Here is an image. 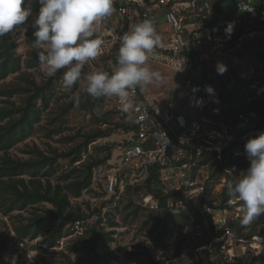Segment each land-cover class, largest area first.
Instances as JSON below:
<instances>
[{
    "label": "trees",
    "instance_id": "16d2710c",
    "mask_svg": "<svg viewBox=\"0 0 264 264\" xmlns=\"http://www.w3.org/2000/svg\"><path fill=\"white\" fill-rule=\"evenodd\" d=\"M199 1L203 3L205 0ZM241 1L243 0H216V13L209 18L204 26H214L222 21L231 20ZM30 2L34 13L39 8L38 0H30ZM252 4L257 8L262 7L259 0H254ZM241 15L250 17V13L246 10H242ZM32 18L33 16L29 18V21ZM255 29L264 31V19L259 21ZM33 31L31 29L29 33L32 37H34ZM244 32L245 30L240 29L236 37L241 36ZM18 46L12 32L0 37V82L6 83L4 86H0L2 103L0 107V212L8 219H12L14 223L13 230L19 239L42 237L43 244L48 248L58 247L63 238L75 233L77 225L83 227L89 219L98 216L97 221L91 226L90 234L85 232L79 235L70 245V252L84 251L89 256L87 264H115L118 255L109 248L110 241L114 240L113 236L116 229H107L105 226L108 225H103L104 219L98 215L102 207L93 209L92 205L88 204L87 209H83L81 205H73L74 198L82 197L84 192L94 185L96 170L110 164L113 156L111 147L109 145H96V142L101 138L109 137L113 129L98 126L83 133L77 132L75 135H65L66 121L64 116L68 112L72 109L95 110L99 98L84 93L79 96L81 98L79 107L74 105L75 98L61 105V112L52 117L51 120L56 124L55 127L46 133L48 138L52 135H59V139L65 141L66 144L80 138L76 144L68 149H60L51 141H47L46 147H41L35 143L30 148L23 150L27 156L21 157L13 154L12 150L15 147L35 135L38 124L44 119L45 112L49 111L54 100L58 101V87L63 83V73L65 71V69H61L56 76L47 77L39 83L32 72L29 71L32 68H38L42 64L36 51L33 49V56L24 62L22 56L18 54ZM118 48L119 46H116L111 49V51H114L113 55L102 57L105 64L96 71H107L106 66L109 64V59L116 64ZM227 64L232 68V61ZM250 64L254 68L264 71V42L259 41L257 47L249 55ZM11 75H15V79L6 82ZM213 77L214 74L211 71L212 88ZM236 78H238L237 73ZM256 78L248 80V82L253 83L258 80ZM259 81L264 83V76H261ZM77 88L78 83L74 85L72 93ZM63 95L67 94L63 93ZM253 95L255 94L253 93ZM70 96L67 95V97ZM16 97L22 98V101H16ZM103 98L101 97V99ZM247 99V93L239 91L233 95L230 108L226 113L231 114L234 110V117L237 122L239 117L236 113L252 114L254 112L256 116H252L251 121L245 127L234 131L236 138L224 149L222 159H218L215 152H208L201 161L202 165H207L210 168L211 177L209 181H206V195L208 196L213 192L215 185L221 183L222 179L229 174V170L233 168H237L240 172L247 170L250 162L244 151L245 143L249 138L264 132V92L259 96H255L250 102ZM115 111L116 109L113 110V112ZM106 114L99 116L98 121L108 124L110 119L106 117ZM117 128L129 132L135 127L131 122L119 120ZM93 146L97 149L96 152L90 151L94 149ZM102 152L105 153L102 154ZM238 152L242 154H237ZM146 185V188L157 199H161L162 208L159 210H151L137 204L133 198L132 184L127 185V191L120 196L121 198L114 195L103 201V204L113 201L119 202V204L125 203V209L129 211L125 218L126 221L130 215L136 218L141 212H145L148 219L145 220L144 226H151L150 234L153 235L155 246L164 250L169 247L170 239L175 236V227L171 225V222L179 214L181 217L180 225L187 227V233L177 242L178 247L174 254V257L180 256L185 245L189 242V231H197V227L203 223V213L192 205L188 210L169 209L165 207L166 195L161 193V186L156 182L151 183V181H148ZM226 185L220 203L215 204V200L212 199L208 201L209 204L216 208H223L229 204L230 198L227 195ZM210 216L212 215L210 214ZM239 221L240 219L233 217L229 222L239 236L251 239L255 234L260 233L264 237V216L254 221L252 230L245 234L241 232ZM117 226L119 225L115 219L109 223L110 228ZM212 230L215 234L214 224H212L209 231ZM12 236H10V242L18 249V244ZM6 243L7 241L0 249V264H5L4 255L7 253V246L9 245V243ZM209 243V239H201L194 242V248ZM13 245L10 249L12 251L17 250ZM62 254L67 258L69 264H77L73 262L70 254L64 252ZM145 254L148 259L146 264L168 263L167 258L161 256L157 259L149 250L130 252L132 257L144 256ZM251 264H264V255L254 257Z\"/></svg>",
    "mask_w": 264,
    "mask_h": 264
},
{
    "label": "rangeland",
    "instance_id": "374dc122",
    "mask_svg": "<svg viewBox=\"0 0 264 264\" xmlns=\"http://www.w3.org/2000/svg\"><path fill=\"white\" fill-rule=\"evenodd\" d=\"M125 1V0H122ZM148 2V0H146ZM253 0H243L239 4L242 8H245L246 11L250 13V17L247 15L242 16L241 13L238 15V10L235 12L233 18L230 20L234 22V27H238V32L240 29L245 30L242 36L244 38L241 40V45L238 47V50L233 52L232 68L228 66V60L223 59V62H219L226 66V71L223 74L217 72V65H212L211 68L213 77V94H208L203 91H197L194 89L189 92H184V79L181 74L176 71L172 66L166 65L164 63L156 62L150 60V66L161 72L162 81L158 84L149 85L147 88L141 89L143 93L147 95H168L173 97L178 101L184 109L188 116L197 117L198 112L205 118L212 119L214 121L228 122L231 125L232 131H234V122L236 119L234 117V110L231 114L226 113L229 110L233 95L237 94L239 91L246 92L248 95V102L253 100L256 95H260L264 92V83H260V77L264 76V71L262 69H256L250 64L249 65V55L257 47L259 41L264 42V31L256 30L255 27L259 24L260 20L264 19V0H259L262 7L259 9L251 2ZM216 0H205L202 3L199 0H172L173 6H176L180 13L184 16L186 22H195L197 25L203 27L204 24L209 20L210 17L214 16L216 13L215 7ZM166 8V7H164ZM254 11V12H253ZM36 12L33 13V18L35 17ZM254 15V16H253ZM207 20H206V19ZM31 19V20H32ZM29 21V23L31 22ZM225 23L222 21L221 24ZM164 25L167 24L162 21ZM188 24V23H187ZM31 27H20L12 31L14 38L18 42V54L22 56L23 61L29 60L33 56L32 43L34 37L29 33L31 32ZM238 32L236 35H238ZM167 34V33H164ZM168 36V35H167ZM114 51L102 50L101 54L93 61H89L84 67V73L94 72L100 67H103L105 60L102 59L104 55L110 56L113 55ZM107 71L111 72L112 69L116 66L111 59L108 60ZM26 67V65H25ZM27 68V67H26ZM29 71L32 72V75L35 76L37 81L40 83L44 81L48 76L45 71V65L41 64L38 68H32ZM236 73L238 78H236ZM259 75V76H258ZM258 76V78H256ZM240 78V79H239ZM258 79L253 83H249L248 80ZM15 79V75H11L6 82H11ZM6 83L0 82V86H4ZM61 86L58 87V101L54 100L52 107L49 111H46L44 114V119L38 124L37 132L34 136L27 139L26 142L20 143L12 151L13 154L18 156H27L23 150L30 148L31 145L37 143L41 147H46L47 141H51L55 146L60 149H68L72 145L76 144L80 138L74 139L70 144H66L65 141L59 139V135H52L50 138L47 137V132L55 127V123L51 122L52 117L61 112V105L64 102L71 101L75 96H81L86 93L85 88L87 87L86 79H81L78 82V88L75 92L71 94L70 97L63 95L61 91ZM233 88V89H232ZM233 91V93H232ZM255 91V92H254ZM199 92V93H198ZM253 93L255 95H253ZM101 97L97 100L95 109L100 107L103 111V115L106 114V117L110 119L108 124H103L98 121V116L95 113V110L91 111H81L79 109H72L68 112L65 117V135H75L77 132H86L87 130L97 128L101 126L102 128H111L113 129L112 134L109 137L101 138L96 143V145H109L112 149V159L120 156L123 152L124 146L127 144L128 132L125 129H118L117 123L120 120L117 113L113 112L116 106V99L110 97ZM16 101H22V98L16 97ZM1 98H0V107H1ZM198 110V112H196ZM254 116L256 114L252 112ZM63 133V134H64ZM94 148V146H93ZM90 151L96 152L97 149H91ZM105 152H102L104 154ZM112 170V164L104 165L96 170V176L94 180V185L91 189L84 192L83 196L80 198L73 199V205H81L83 209H87V205L91 204L93 209L97 207H102L101 212L98 213L99 216L103 217V225L107 229H116L114 233V240L110 241V250L114 251L118 258L115 260V264H146L147 255L144 256H135L130 255L131 251H143L149 250L155 258L161 256L167 258V264H251L254 258L252 251L250 250L247 244H242L240 242H234L229 239H224L217 244L214 240L215 236L220 234V231L215 227V234L212 230L209 231L212 224H217L214 222L213 218L210 216L209 212L203 213V223L198 226L197 231H189L190 234L189 242L185 245L182 254L180 256L174 257V254L177 250L179 239L184 237L187 233V227L181 226V217L179 214L174 217L171 225L175 227V236L170 239L169 247L164 250L154 244L153 235L150 234L151 226H144L145 220L148 219V216L145 212H141L139 216L134 218L133 215H130L128 220L125 218L128 215V210L125 209V203L119 204V202H106L103 204V201H106V179L108 174ZM242 172L238 171L236 168L229 170V174L226 175V179L231 180L232 177H239ZM225 180L221 182V185L214 187L213 192L209 196V200H215V204H219L222 199V192L227 183ZM143 190H139L137 194H141ZM121 198V197H120ZM182 209V210H188ZM217 210L214 212V216H217ZM232 218L239 219L232 213ZM8 218V217H7ZM11 219V218H10ZM9 219V223L5 221V217L0 213V249L6 244L7 253L4 255L5 264H69L67 258L62 254H70L74 263H83L87 264L89 256L82 250L75 252H70V245L74 242L77 237L83 233H89L91 226L94 222L97 221L98 216H94L89 219L87 224L83 227L78 225L75 227L76 231L74 234L63 238L60 241L58 247L48 248L42 242V237L36 239L24 240L25 242L18 244V249L14 246L11 241V229L14 228V223L12 219ZM115 219L118 222L117 227L110 228L109 223L111 220ZM107 223V224H106ZM239 227H241L242 233H249L252 230V224L249 226H241L240 221ZM10 224V225H9ZM260 234V233H257ZM94 235V233H93ZM214 236V237H213ZM201 239H209L210 243L208 245H203L199 250L194 248V242H198ZM11 245H13L17 250L12 251ZM206 246V247H205ZM256 257V255H255Z\"/></svg>",
    "mask_w": 264,
    "mask_h": 264
},
{
    "label": "built area",
    "instance_id": "2783aa9c",
    "mask_svg": "<svg viewBox=\"0 0 264 264\" xmlns=\"http://www.w3.org/2000/svg\"><path fill=\"white\" fill-rule=\"evenodd\" d=\"M170 2L172 0H114L116 11L103 21L101 27L102 50L111 51L119 46V38L145 19L152 20L155 26L158 11L166 7L165 18L170 34L162 38L161 46L154 50L150 60L170 65L178 71L184 79L185 93L193 89L206 92V87L211 86L212 65L220 64L223 59L232 61L233 52L239 49L244 36L235 38L238 27L226 31L231 21L203 27L186 22L180 10ZM242 10L246 9L240 5L237 14L240 15ZM135 100L137 122H131L120 111L116 99L119 119L131 122L135 128L128 132L130 142L124 146L122 154L110 160L112 170L106 179V199L124 195L127 185L132 184L137 204L159 210L162 208L161 199L146 188L148 181L156 182L162 188L161 193L166 195L165 207L180 210L192 205L204 214L209 212L220 231L214 238L217 243L229 239L247 244L254 257L264 255L262 235L255 234L248 239L239 236L229 224L232 213L241 218L238 204L229 200L227 206L216 208L208 203L206 181L211 173L210 168L201 163L208 152H215L217 158L222 159L224 149L236 138L234 131L245 127L254 115L237 113L239 120L234 122L232 131L228 122L207 119L199 112L197 117L188 116L178 101L168 95H147L138 89ZM223 180L226 182V178ZM139 190L143 192L137 194ZM216 210L219 214L214 216ZM4 217L9 223L7 216ZM10 233L16 242L23 244L27 240L19 239L12 229Z\"/></svg>",
    "mask_w": 264,
    "mask_h": 264
},
{
    "label": "clouds",
    "instance_id": "9594fccd",
    "mask_svg": "<svg viewBox=\"0 0 264 264\" xmlns=\"http://www.w3.org/2000/svg\"><path fill=\"white\" fill-rule=\"evenodd\" d=\"M38 4L36 15L29 23L34 11L30 0H0V37L20 27H31L32 48L45 65L47 76L54 77L65 69L63 93L71 95L74 85L86 79L88 95L117 99L120 111L129 121L137 122V90L162 81L161 72L149 63L152 53L162 43L153 21L145 19L119 38L116 66L111 72L98 70L85 74V65L101 54L104 44L101 27L116 11L114 0H38ZM232 28L234 22L226 31ZM224 71L226 66L217 64V72ZM206 92L211 95L214 89L207 86ZM80 103L81 98L75 96L74 105L79 107ZM95 113L98 117L103 115L100 107ZM244 151L249 167L239 177H232L226 191L230 201L240 207L241 226H249L264 216V132L249 138Z\"/></svg>",
    "mask_w": 264,
    "mask_h": 264
},
{
    "label": "crops",
    "instance_id": "0c3cea01",
    "mask_svg": "<svg viewBox=\"0 0 264 264\" xmlns=\"http://www.w3.org/2000/svg\"><path fill=\"white\" fill-rule=\"evenodd\" d=\"M149 1V0H148ZM204 3V2H203ZM149 5H152V3L151 4H149ZM147 6V5H146ZM149 7V6H148ZM165 11H166V8H164V9H160L158 12V21H157V23H155V28L157 29V32L161 35V38H163L164 37V39L165 38H167L168 36H169V34H170V27H169V25H168V23H167V21H166V18H165ZM162 21H164L167 25L165 26L164 25V27H162L161 25H163V24H161L162 23ZM221 23V22H220ZM133 28V27H132ZM131 28V29H132ZM164 33H167V34H164ZM168 35V36H167ZM182 109L184 110V111H186V110H188V109H184L183 107H182ZM196 112H198V110L196 111ZM128 136V135H127ZM130 141L128 140V138H127V144L129 143Z\"/></svg>",
    "mask_w": 264,
    "mask_h": 264
},
{
    "label": "bare ground",
    "instance_id": "6f19581e",
    "mask_svg": "<svg viewBox=\"0 0 264 264\" xmlns=\"http://www.w3.org/2000/svg\"><path fill=\"white\" fill-rule=\"evenodd\" d=\"M232 30H233V28L231 29V31H232ZM231 31H230V32H231Z\"/></svg>",
    "mask_w": 264,
    "mask_h": 264
}]
</instances>
